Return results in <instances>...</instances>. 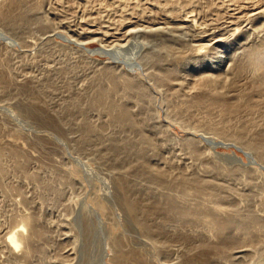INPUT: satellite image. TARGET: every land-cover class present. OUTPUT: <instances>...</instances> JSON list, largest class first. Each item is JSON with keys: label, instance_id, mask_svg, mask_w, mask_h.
Here are the masks:
<instances>
[{"label": "rangeland", "instance_id": "obj_1", "mask_svg": "<svg viewBox=\"0 0 264 264\" xmlns=\"http://www.w3.org/2000/svg\"><path fill=\"white\" fill-rule=\"evenodd\" d=\"M210 2L222 4L221 11L211 10ZM4 3L0 0V6ZM246 5H264V0H24L21 9L0 21V149L5 170L0 174V264H114L112 244L121 237L128 250L142 253L147 264H196L201 244L218 241L208 234L203 215L196 221L180 220L176 214L154 217L153 223L164 227L168 237L142 232L128 209L123 183L137 198L152 192L157 199L166 189L142 176L137 156L126 147L124 132L110 121L100 98L113 77L128 75L139 79L154 104L161 106L162 94L149 74L159 59H173L170 45L185 54L187 73L196 76L195 55L208 51L196 47L210 43L208 49L215 56L210 68L205 67L209 71H204L224 73L233 59L242 60L249 66L243 74L231 69L227 76L234 87L231 94L253 89L250 52L264 45V15L252 19L251 12L240 11ZM175 7L182 17L195 18L200 29L151 32L154 22H170ZM21 12L25 20L20 19ZM131 104L135 112L140 110ZM161 113L148 124L156 121L165 127L164 145L159 151L147 149L145 159L160 166L169 180L185 174L207 176L212 161L234 168L238 176L218 177L224 194L239 199L234 208L264 218V162L236 140L224 142L204 126L198 132L186 129L167 119L164 110ZM87 123L100 129L92 140L84 138ZM205 134L222 145L198 143ZM193 141L200 157L191 153ZM111 142L123 153L110 150ZM191 202L210 208L201 199ZM23 215H32L43 233L28 257L20 250L12 255L6 240ZM236 228L239 246L227 250L230 253L211 252L209 258L224 264H264V237L250 247Z\"/></svg>", "mask_w": 264, "mask_h": 264}, {"label": "bare ground", "instance_id": "obj_2", "mask_svg": "<svg viewBox=\"0 0 264 264\" xmlns=\"http://www.w3.org/2000/svg\"><path fill=\"white\" fill-rule=\"evenodd\" d=\"M23 4L24 0H5L4 5L0 6V21L7 20L11 16L12 10L17 8L21 9ZM222 7L223 5L219 4V2L218 4L210 2L211 10L221 11ZM241 10H245L248 14L251 12L249 16L252 19H257L261 15V17L264 15V5H246L241 7L240 11ZM169 16L171 17L170 22H154L152 26L149 27L151 28L150 31L160 33L170 29H200L201 24L199 25L195 18L187 19L181 16L179 7L172 9ZM19 17L20 19H26V15L22 12L19 14ZM124 27H129V25H124ZM88 32L93 35L97 34L94 30H89ZM127 32L124 36L128 34ZM200 33L201 36H203L202 39H206L204 38L207 37V35L205 36L204 34L205 32L200 30ZM106 37L108 38L111 36ZM214 39L215 38H209V42H212ZM215 41H217V39H215ZM210 46V43L199 44L196 50L202 52V50L207 48L209 51ZM170 49L175 51L173 59L170 61L159 59L152 65L154 71L149 74L150 79L162 94V101H160L161 106L154 104L155 99H153V96L150 95L139 79L128 75L113 77L110 88L101 92L102 96L100 99L109 113L110 121L124 132L126 147L129 146L131 152L137 156V162L140 163L142 168V176L146 178L149 184L155 185L161 190L166 189V192H162L160 198L157 199H154L155 195L152 192H149L148 195L145 192L140 198H137L132 195L131 188L126 183H123V187L128 193L126 203L142 232L158 238L168 237L169 232L161 225L153 223L154 217L165 214H176L180 220L196 221L199 219V215H203L202 218H204V220L202 218L200 219L207 225L208 234L216 237L218 241L211 244H201V251L197 256L196 264H224L211 260L209 254L211 252L223 254L228 252L227 250L237 248L236 245L239 246L234 235L233 228L235 225L237 226L235 231L237 230L240 232V236L243 237V242L250 247L259 245L264 237V218L254 216L250 212L241 211L238 207L237 209L234 208L239 199L230 193L224 194V184L218 178L223 177L230 179L238 176L240 172L220 162L212 161V165L207 168V176L185 174L169 180L166 172L160 168V166L145 159L146 157L144 155L147 149L156 151L160 146L164 145L165 140L162 138V129H165V127L160 126L156 121L153 122V124L150 123L151 125L148 123L151 122L153 118L157 120L161 111L164 110L167 119L182 123L184 128H190L198 132L200 131L198 127L204 126L217 136L223 138L225 140L224 142L236 140L245 146L246 150L252 151L256 157L264 162V45L260 49L250 52V65L253 71V89L246 90L239 95L231 94L232 88L234 87L230 84L227 76L231 69L237 71L238 75L243 74L249 66H245L242 60L240 62L238 59H233L231 67L224 73H219L217 71L207 72L209 71L210 65H212V59L215 54L210 53V51L202 55L197 54L195 55V59L198 62L196 64L198 65L199 71L198 74L196 73V76H191L187 73V68H185L187 59L185 54L180 52L174 45H170ZM205 67H209L208 69L206 68L207 71H204L206 70ZM201 68H203V70ZM7 82L2 83L7 84ZM256 93H260L261 97L258 98ZM130 102L139 105L140 110L135 112L136 110L134 111L133 104ZM152 104H154V106ZM197 111L201 116H195ZM155 114L156 116H154ZM213 118L218 119L214 120ZM56 123L55 124L60 127L59 122ZM99 132L100 129L87 123L85 125L84 138L92 140L93 136L100 135ZM99 140L102 139L99 138ZM203 141L214 147L220 144L222 145L217 139L208 137L206 134L198 143H203ZM198 143L197 141H193L190 146L191 153L195 157L201 156L197 149ZM111 149L112 151H116L118 155L123 153L120 145L116 143L111 144L110 150ZM230 157L237 158V156L234 155ZM126 158H128V156ZM2 159L3 150L0 149V174L4 175L5 170L2 166ZM250 159L252 160V158ZM246 179L249 181V178ZM197 199H201L204 204H209L210 208H208L209 206L206 208L191 202ZM102 202L103 201H101L99 205L101 209L105 210L106 207ZM36 223L32 215H23L15 229L9 232L8 238L6 239L8 244L7 248H9V252L12 255H16L17 253L15 254V252L20 250L23 251L25 257L30 256L33 252L36 239L43 237V233L37 227L38 225L36 226ZM251 229H256L254 234ZM121 238L114 239L115 241L112 244L114 249V256L112 258L113 263L147 264L142 253L137 250H128L125 241ZM253 252H255V250ZM245 253L247 254V252ZM20 254L22 253L20 252ZM255 254H259V252ZM228 255L230 256V254ZM260 255L261 254H259V256ZM89 258L91 259V257ZM231 260H233V258ZM226 261L228 260L226 259ZM71 263L73 262L71 261Z\"/></svg>", "mask_w": 264, "mask_h": 264}]
</instances>
